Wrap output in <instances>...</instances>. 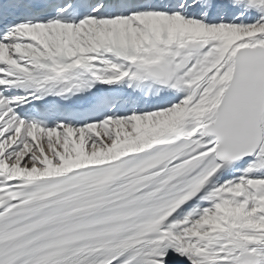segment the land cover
<instances>
[{"label":"snow or ice","instance_id":"snow-or-ice-1","mask_svg":"<svg viewBox=\"0 0 264 264\" xmlns=\"http://www.w3.org/2000/svg\"><path fill=\"white\" fill-rule=\"evenodd\" d=\"M0 264H264V0H0Z\"/></svg>","mask_w":264,"mask_h":264}]
</instances>
